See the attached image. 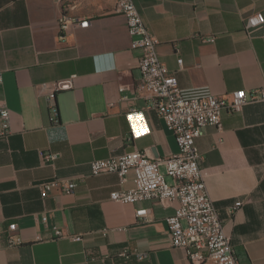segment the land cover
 Instances as JSON below:
<instances>
[{"label": "crops", "instance_id": "crops-1", "mask_svg": "<svg viewBox=\"0 0 264 264\" xmlns=\"http://www.w3.org/2000/svg\"><path fill=\"white\" fill-rule=\"evenodd\" d=\"M116 1L0 0V102L11 112V135L0 137V264H191L168 235L177 202L119 204L110 194L135 186L133 170L124 184L116 174L90 176L94 160L136 150L164 160L179 150L150 100L119 91L138 81L141 51L133 49ZM134 3L186 97L264 86V25L252 35L245 29L250 16L264 14V0ZM63 14L89 27L61 40ZM53 108L58 124L51 121ZM197 145L239 263L264 264V104L225 112L221 129L207 127ZM44 153L59 158L44 164ZM56 178L77 186L42 198L41 184ZM239 201L243 206L231 213ZM141 208L149 210L145 222L135 217ZM11 223L23 241L17 247L7 245ZM56 230L64 236L57 238ZM126 247L144 259L117 257Z\"/></svg>", "mask_w": 264, "mask_h": 264}, {"label": "built area", "instance_id": "built-area-1", "mask_svg": "<svg viewBox=\"0 0 264 264\" xmlns=\"http://www.w3.org/2000/svg\"><path fill=\"white\" fill-rule=\"evenodd\" d=\"M116 9L127 21L128 32L133 38L132 47L141 51L137 82L122 83L119 91H135L138 97L151 101L150 108L173 130L179 150L164 160L150 158L144 151H132L122 156L110 157L91 162V175L116 174L121 184L127 181L128 173L135 172V186L130 190L113 191L112 201L119 204H135L153 201L161 205L177 202L174 215L167 219L168 235L173 248L182 249L191 264H240L232 245L231 237L225 232L221 216L210 197L205 183V173L201 166L202 155L197 140L204 136L205 129L214 126L221 129L225 112H240L249 104H264V86L251 92L238 90L228 96L215 95L189 98L179 87L178 78L171 74L159 58L157 40L144 23L134 0H117ZM90 22L77 23L75 18L63 14L59 19V39L65 40L67 33L77 28H88ZM264 25V14L250 16L245 24L249 35ZM215 38L209 39L214 42ZM183 67V59L178 60ZM122 77H126L122 74ZM3 75L0 72V86ZM51 121L59 123L57 110L53 108ZM11 135V112L5 101L0 102V137ZM59 158L57 153H44V164H53ZM170 180V181H169ZM77 184L74 181L53 179L41 184V196L47 198L54 190L71 194ZM243 206L236 202L231 213ZM149 210H136L138 221H147ZM46 221V217L43 218ZM17 224L8 227L7 245L17 247L23 244L21 238L14 235ZM122 230V229H119ZM109 230H104L107 235ZM57 238L63 237L56 230ZM2 235L0 234V239ZM70 239L81 241V235H70ZM42 241L41 238H37ZM144 259V255L129 247L124 248L117 257ZM97 257H93L96 259ZM109 258V256H105Z\"/></svg>", "mask_w": 264, "mask_h": 264}, {"label": "bare ground", "instance_id": "bare-ground-1", "mask_svg": "<svg viewBox=\"0 0 264 264\" xmlns=\"http://www.w3.org/2000/svg\"><path fill=\"white\" fill-rule=\"evenodd\" d=\"M78 21H80V20H76V22H78Z\"/></svg>", "mask_w": 264, "mask_h": 264}]
</instances>
